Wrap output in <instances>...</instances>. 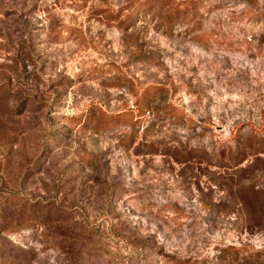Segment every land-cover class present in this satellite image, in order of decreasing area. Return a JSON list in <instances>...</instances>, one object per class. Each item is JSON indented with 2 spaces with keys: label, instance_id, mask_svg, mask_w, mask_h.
Returning <instances> with one entry per match:
<instances>
[{
  "label": "rangeland",
  "instance_id": "374dc122",
  "mask_svg": "<svg viewBox=\"0 0 264 264\" xmlns=\"http://www.w3.org/2000/svg\"><path fill=\"white\" fill-rule=\"evenodd\" d=\"M0 264H264V0H0Z\"/></svg>",
  "mask_w": 264,
  "mask_h": 264
},
{
  "label": "trees",
  "instance_id": "16d2710c",
  "mask_svg": "<svg viewBox=\"0 0 264 264\" xmlns=\"http://www.w3.org/2000/svg\"><path fill=\"white\" fill-rule=\"evenodd\" d=\"M153 86H151V85H149V86H147V87H145V89H144V92H146L149 88H152ZM124 113H121V112H118V113H114V115L115 116H120V115H123ZM252 192H255L256 190L252 187L251 189H250Z\"/></svg>",
  "mask_w": 264,
  "mask_h": 264
}]
</instances>
